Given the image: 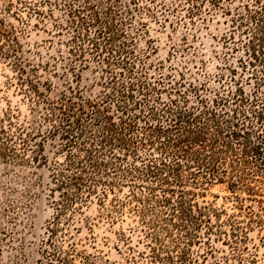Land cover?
<instances>
[{"label": "rangeland", "instance_id": "1", "mask_svg": "<svg viewBox=\"0 0 264 264\" xmlns=\"http://www.w3.org/2000/svg\"><path fill=\"white\" fill-rule=\"evenodd\" d=\"M9 2L13 6L6 10ZM118 2L122 10H131L122 26L130 57L138 68H144L142 81L161 90L163 103L178 99L172 91L178 84L190 107H196L199 100L190 91L191 85L207 102L215 98V92L235 91L239 86L247 98L253 96V71L258 64L250 65L245 46L251 35L246 29L251 25L241 27L242 21L234 20L244 17L247 24L248 11L259 9L264 0H220L218 6L207 0ZM68 3L0 0V19L15 30L26 58L38 66L41 82H51L47 92L51 99L72 87L96 100L104 93L108 77L102 58L87 53L83 68L75 60L73 34L67 26ZM82 4L83 0L77 1V6ZM106 4L103 0L100 7ZM193 6L198 8L195 12H191ZM5 113L18 126L42 119L41 113L34 116L32 101L20 91L15 72L0 58V116ZM58 143L49 140L45 144L47 164L0 162V264H40L46 259L48 226L57 199L51 168L63 160ZM151 150L142 148L139 154L145 157ZM241 160L239 155L218 164L214 180H206L207 169L192 163L184 170L188 198L204 212L196 237L188 238L194 241L190 245L164 221V207L148 198L145 184L118 175L123 185L104 202L94 200L82 213L68 212L64 217L68 222L62 221L51 238V249L66 252L74 243L80 254L70 255L72 264H84L85 257L88 264H264V162L254 155L248 156V166L241 165ZM183 248L186 261L181 263L178 255Z\"/></svg>", "mask_w": 264, "mask_h": 264}, {"label": "trees", "instance_id": "2", "mask_svg": "<svg viewBox=\"0 0 264 264\" xmlns=\"http://www.w3.org/2000/svg\"><path fill=\"white\" fill-rule=\"evenodd\" d=\"M77 1L68 3L67 26L74 45L71 52L80 68L86 65L87 53L95 59L102 58L108 77L104 93L96 100L85 98L72 87L59 98L51 99L47 93L51 82H41L38 66L26 58L15 30L8 29L0 19V58L15 72L20 91H25L32 101L34 116L41 113L42 118L29 126H18L8 113L0 116V162L47 164L45 144L49 140L59 141L57 151L63 156L51 168L52 192L57 199L53 201L55 216L48 226L51 235L46 243L50 247L44 250L46 259L40 264H72L70 255L80 254L75 244L63 252L58 247L51 249V238L59 232L62 221L68 222L69 218L64 219L68 212L82 213L84 206L94 200L102 203L109 193L119 189L124 183L117 181L120 176L125 181L145 184L148 198L164 207V221L190 245L194 241L188 238L196 237L199 217L204 214L188 198L184 170L190 163L207 169L206 180H214L219 175L218 164L227 159L240 155L243 160L237 162L248 166V156L254 155L264 162V4L248 11L247 24L244 17L234 20L242 21L241 27L251 25L246 29L251 35L245 46L250 65L258 64L253 71V96L247 98L239 86L235 91L215 92V98L207 102L191 85L190 91L199 100L196 107H190L186 94H180L182 85L172 90L178 99L163 103L161 90L142 81L144 68L137 67L123 40L124 18L131 10H122L118 0H105V8L100 7L103 0H83L78 6ZM207 1L214 6L220 2ZM12 6L9 2L6 10ZM195 8L198 9L193 6L191 12ZM142 148L152 150L143 157L139 154ZM137 160L142 164H136ZM75 230L80 232L79 227ZM179 252L178 258L184 263L185 249ZM167 259L173 263L172 257ZM86 260L82 258L84 264H88Z\"/></svg>", "mask_w": 264, "mask_h": 264}]
</instances>
